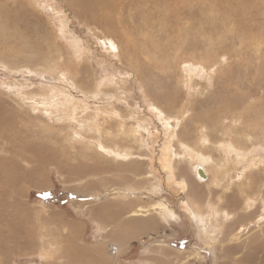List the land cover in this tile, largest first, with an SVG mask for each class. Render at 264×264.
<instances>
[{"label":"rangeland","instance_id":"rangeland-1","mask_svg":"<svg viewBox=\"0 0 264 264\" xmlns=\"http://www.w3.org/2000/svg\"><path fill=\"white\" fill-rule=\"evenodd\" d=\"M263 213L264 0H0V264H255Z\"/></svg>","mask_w":264,"mask_h":264},{"label":"bare ground","instance_id":"bare-ground-1","mask_svg":"<svg viewBox=\"0 0 264 264\" xmlns=\"http://www.w3.org/2000/svg\"><path fill=\"white\" fill-rule=\"evenodd\" d=\"M64 108H67V107H64ZM66 113H69V111H67ZM57 115H60V113H58ZM96 116V115H95ZM60 117H61V115H60ZM63 118V117H62ZM162 119V118H161ZM92 125V124H91ZM95 126V125H94ZM92 127V126H91ZM135 133H138V131H136V130H133ZM132 131V132H133ZM96 133V132H95ZM94 133V134H95ZM134 134V133H133ZM115 137V136H114ZM172 138H174V137H172ZM169 141H171L170 139H169ZM180 143V144H179ZM181 146V148L183 149L182 150V152H179V153H181V155L179 154V156H184V158H187V159H190L191 161L193 160V163H194V166L195 167H197V168H195L196 170H199L198 172H197V179L198 180H208V181H210V182H212L213 183V185L215 184V185H217V182L216 181H213L211 178V173L209 172V170H208V167H205V164H203L202 162L204 161V158H206V157H200L199 158V160H201L202 162H199V161H197L196 162V164H195V160H194V156H196V154H195V146H193V145H191V144H187V143H184V142H182V141H180V139H179V137H177V146ZM106 147V148H105ZM101 148L103 149V150H107V152L108 151H112V153H113V155L114 154H116V155H118L119 157H127V152H125V151H122L121 149L120 150H118L117 148H114V147H107V146H101ZM111 148H112V150H111ZM163 149V148H162ZM198 149V148H197ZM212 150V149H211ZM100 151V150H99ZM170 148L168 147V145L166 146V147H164V151L162 152L163 154V159H164V161L166 162V164H165V171H166V173L168 172V174L166 175V177H168L169 179H171V178H173V181H174V183L176 182V184L179 186V187H181V188H187V182L185 183L183 180H178V179H174V177H173V167H172V164H171V162H169V160H168V157H169V155H170ZM198 152V151H197ZM201 153V152H200ZM235 153V152H234ZM169 154V155H168ZM195 154V155H194ZM206 154V153H205ZM111 155V154H110ZM174 155H176V154H174ZM218 155V154H217ZM227 155V154H226ZM238 155V154H237ZM130 157V156H129ZM199 157V156H198ZM208 157V156H207ZM122 159V158H121ZM213 159H215V158H213ZM208 160H210V159H208ZM229 161V160H228ZM187 162H188V160H187ZM186 162V163H187ZM208 162H210V161H208ZM189 163V162H188ZM192 163V164H193ZM200 164V165H199ZM208 164V163H207ZM220 164V163H219ZM223 164V163H222ZM197 165H199V167L197 166ZM192 167V166H191ZM175 168V167H174ZM200 168H202L203 170H201ZM176 169V168H175ZM194 170V169H193ZM224 170H225V168H224ZM252 170V169H251ZM190 172H191V170H190ZM194 171H192V173H193ZM178 173V172H177ZM164 174V173H163ZM216 174V173H215ZM177 175V174H176ZM178 176V175H177ZM183 176V175H182ZM200 177H206L205 179H200ZM240 177V176H239ZM179 178V177H178ZM227 180V179H226ZM195 181V180H194ZM207 182V181H206ZM189 183V182H188ZM191 183V182H190ZM199 183V182H198ZM222 183V182H221ZM208 184V183H207ZM211 184V183H210ZM258 184V183H257ZM217 188V187H216ZM251 188V187H250ZM188 190V189H187ZM189 191V190H188ZM187 191V192H188ZM186 193V192H185ZM184 193V194H185ZM187 202H188V204H190V205H188L189 206V208L192 210V212H193V216H195V220L197 221V223H198V226L201 228V227H205V221L206 220H209V222H210V226H211V229H209L208 231H206L205 230V228L203 229L204 231H205V235H206V237L208 238V237H217V235L220 233V232H222V231H220L218 234H217V232L216 231H218L219 230V224L220 223H222L221 222V215H222V211H223V209H221L220 207L218 208V207H216L215 206V208L214 209H211V211H209V212H203V206H201L199 203H196V202H194V201H192L191 199H190V196H188L187 197ZM209 204V203H208ZM208 208V207H207ZM209 209H210V206H209ZM208 209V210H209ZM165 211V212H170V213H172V214H175V212H173V210L169 207V206H163L162 207V209H161V211ZM264 214V213H263ZM224 216L226 217V218H229L230 217V213H228V211L227 212H225L224 213ZM210 231H211V233H210ZM202 233H204V232H202ZM204 235V236H205ZM217 240V239H216ZM212 241H214V240H212ZM211 241V242H212ZM210 242V241H209ZM215 242V241H214ZM250 255V254H249ZM254 255V259H253V262L255 263V264H261V263H263L264 262V253H262L261 255H258V254H256V252L254 251V253H251V256H253ZM241 260H238L235 264H238L239 262H240ZM244 262V261H243ZM246 264H250V263H246Z\"/></svg>","mask_w":264,"mask_h":264},{"label":"built area","instance_id":"built-area-1","mask_svg":"<svg viewBox=\"0 0 264 264\" xmlns=\"http://www.w3.org/2000/svg\"><path fill=\"white\" fill-rule=\"evenodd\" d=\"M109 249H110L112 252H114V253H116V252L118 251V247H117L116 245H113V244H111V247H109Z\"/></svg>","mask_w":264,"mask_h":264},{"label":"water","instance_id":"water-1","mask_svg":"<svg viewBox=\"0 0 264 264\" xmlns=\"http://www.w3.org/2000/svg\"><path fill=\"white\" fill-rule=\"evenodd\" d=\"M198 167H199V165H198ZM197 168V167H196ZM198 169V168H197ZM201 170H203L202 168H200ZM195 171H196V173L199 171V170H196L195 169ZM206 177H200V179H205Z\"/></svg>","mask_w":264,"mask_h":264}]
</instances>
